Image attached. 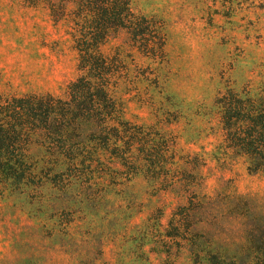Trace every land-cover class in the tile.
<instances>
[{"label":"rangeland","instance_id":"1","mask_svg":"<svg viewBox=\"0 0 264 264\" xmlns=\"http://www.w3.org/2000/svg\"><path fill=\"white\" fill-rule=\"evenodd\" d=\"M131 4L161 21L165 56L143 55L125 33L103 46L127 48L143 70L115 90L121 117L169 141L170 177H189L187 191L143 169L135 149L126 163L103 157L79 174L6 185L0 264H210L211 250L223 264L248 259L249 234L264 219V173L219 148L215 100L227 89L264 98V0ZM70 31L41 5L0 0V94L63 96L78 74Z\"/></svg>","mask_w":264,"mask_h":264},{"label":"trees","instance_id":"2","mask_svg":"<svg viewBox=\"0 0 264 264\" xmlns=\"http://www.w3.org/2000/svg\"><path fill=\"white\" fill-rule=\"evenodd\" d=\"M20 1L41 5L55 23L63 21L71 28L78 74L63 96L0 94V188L36 185L67 169L79 174V165L88 169L103 157L126 163L134 159L135 149V162L143 169L162 174L171 187L187 191L189 177L179 178V183L171 179L174 157L169 160V141L122 120L115 90L143 70L127 61V48L111 53L102 49L125 33L138 52L163 59L161 21L137 12L131 0ZM215 108L223 137L219 148L225 155L246 157L250 174L264 173V98L227 89L216 98ZM259 224L261 229L249 234L248 259L240 264H264V219ZM199 252L195 250L194 256L200 258ZM208 255L210 264H223L217 250Z\"/></svg>","mask_w":264,"mask_h":264}]
</instances>
